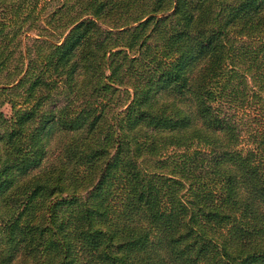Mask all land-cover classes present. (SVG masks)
I'll use <instances>...</instances> for the list:
<instances>
[{
    "label": "trees",
    "instance_id": "obj_1",
    "mask_svg": "<svg viewBox=\"0 0 264 264\" xmlns=\"http://www.w3.org/2000/svg\"><path fill=\"white\" fill-rule=\"evenodd\" d=\"M0 264H264V0H0Z\"/></svg>",
    "mask_w": 264,
    "mask_h": 264
},
{
    "label": "rangeland",
    "instance_id": "obj_2",
    "mask_svg": "<svg viewBox=\"0 0 264 264\" xmlns=\"http://www.w3.org/2000/svg\"><path fill=\"white\" fill-rule=\"evenodd\" d=\"M28 42H29V44H31V43L33 42L31 37L28 39ZM2 109H3V111H4L7 115H10V113H11V109H10L9 104H7V103L4 104V105L2 106Z\"/></svg>",
    "mask_w": 264,
    "mask_h": 264
}]
</instances>
